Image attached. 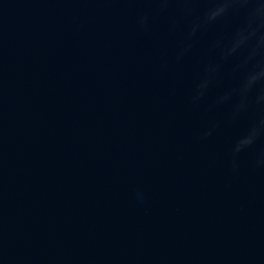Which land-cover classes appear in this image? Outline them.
<instances>
[{
	"label": "water",
	"instance_id": "obj_1",
	"mask_svg": "<svg viewBox=\"0 0 264 264\" xmlns=\"http://www.w3.org/2000/svg\"><path fill=\"white\" fill-rule=\"evenodd\" d=\"M220 6L0 0V264H264V55Z\"/></svg>",
	"mask_w": 264,
	"mask_h": 264
},
{
	"label": "clouds",
	"instance_id": "obj_2",
	"mask_svg": "<svg viewBox=\"0 0 264 264\" xmlns=\"http://www.w3.org/2000/svg\"><path fill=\"white\" fill-rule=\"evenodd\" d=\"M233 3H244L247 5H252L249 10V16L251 18V23L249 25L247 35H245L242 44L239 46H243L247 44L250 40L255 39L256 44L253 49V55H264V35H258L261 26H264V0H221V6L216 8L214 11L210 13L208 16V21H213L224 12H226L229 6ZM146 21V17L141 19V23L143 24ZM195 28L193 29V32ZM238 46H235L232 49V52H235ZM258 71H253L248 74L246 77V83L243 91L246 93L251 89L252 85L257 83L258 81L264 79V64L258 66ZM206 87V84L201 85V88ZM199 97H197L198 99ZM264 129V120H261L260 125L258 127L254 126L251 130L248 137L240 140L234 151L236 153L242 151L245 147L252 145L260 133V130ZM211 133H206V135H210Z\"/></svg>",
	"mask_w": 264,
	"mask_h": 264
}]
</instances>
